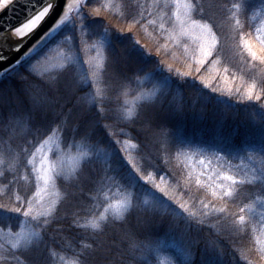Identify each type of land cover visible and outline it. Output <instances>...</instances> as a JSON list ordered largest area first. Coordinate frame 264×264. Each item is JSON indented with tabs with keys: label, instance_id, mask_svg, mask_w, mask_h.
<instances>
[{
	"label": "trees",
	"instance_id": "trees-1",
	"mask_svg": "<svg viewBox=\"0 0 264 264\" xmlns=\"http://www.w3.org/2000/svg\"><path fill=\"white\" fill-rule=\"evenodd\" d=\"M187 1L217 40L199 74L166 70L197 56L176 0H84L0 76V229L30 231L0 264H264V0ZM52 52L55 69L35 71ZM53 134L86 154L35 218L31 159Z\"/></svg>",
	"mask_w": 264,
	"mask_h": 264
},
{
	"label": "rangeland",
	"instance_id": "rangeland-1",
	"mask_svg": "<svg viewBox=\"0 0 264 264\" xmlns=\"http://www.w3.org/2000/svg\"><path fill=\"white\" fill-rule=\"evenodd\" d=\"M16 1L17 0H7L3 2L0 5V14ZM80 2H78V4L74 6V8L79 7ZM175 10V17L179 27L178 31L181 35L180 38L190 44L185 45V51L187 50L188 46H191L193 48L192 52L189 51L191 55L194 54L195 50L197 51V56H194L196 60H199L201 58L206 60L209 56L207 55L206 57H203L202 50L207 48L208 54H212L217 44L216 37L213 34L212 30L207 25L196 22L191 18V5L189 1L176 0ZM69 14L70 12H68L65 17H62L52 30L45 34L32 48H30L25 57L29 56L31 53L43 46L48 41L54 30L69 16ZM99 48L100 47H96L93 57H91L90 59L87 58V62L89 64H93L95 67L101 65L103 58L102 52ZM62 53L56 52L55 54H53L52 52L50 53L53 54L51 56L50 54L49 56H41V58H38V60L40 59L39 61L33 63V66L35 65L34 70H37L38 65V68H40L38 70L41 73L49 72L55 69V67L58 65H55V62H59L62 59ZM170 58V63H168L167 61L164 62L166 64V70H174L175 72H177L178 69L179 71L184 73H188L191 71L193 66H184L180 58V61L175 60L174 58L176 57L173 56ZM42 60L46 63L40 64ZM223 88H225V85L223 86ZM85 154L86 153L83 151L71 152L68 150H64L59 137L55 134L49 136L41 143V145L34 151L31 159V165L34 168V173L36 176L37 190L32 197L29 209L27 210L28 215L39 218L49 213L54 208L59 197L56 187V179L60 175L69 176L68 174L72 173L75 167H78V163L85 156ZM222 183L226 192H229L233 186L232 182L226 178L222 181ZM164 187L167 189L166 185ZM128 207L129 202L127 200H120L115 201L113 204H111L108 211L110 213L118 215L125 212ZM214 215L216 217L220 216V210H217ZM29 232V229L24 224H22V227L17 232H12L9 229H0V245H6L14 249L24 247V245H26L28 242Z\"/></svg>",
	"mask_w": 264,
	"mask_h": 264
},
{
	"label": "water",
	"instance_id": "water-1",
	"mask_svg": "<svg viewBox=\"0 0 264 264\" xmlns=\"http://www.w3.org/2000/svg\"><path fill=\"white\" fill-rule=\"evenodd\" d=\"M48 1L49 0H17L15 3H13L10 7H8L5 11L0 14V36L13 29L24 20H26ZM80 1L82 2L83 0ZM81 2L79 3V5L81 4ZM64 3L65 0H59L57 6L55 7L54 11L49 16V18L46 20V22L31 36V38H29V40L11 58L6 60L5 62L0 63V75L10 70L15 65L24 60L26 58L25 55L29 51V49L32 48L45 34H47L50 30L55 27V25L61 19V15L64 9ZM74 9L76 8H71V10L69 11V16L71 15Z\"/></svg>",
	"mask_w": 264,
	"mask_h": 264
},
{
	"label": "bare ground",
	"instance_id": "bare-ground-1",
	"mask_svg": "<svg viewBox=\"0 0 264 264\" xmlns=\"http://www.w3.org/2000/svg\"><path fill=\"white\" fill-rule=\"evenodd\" d=\"M79 1L65 0L61 18L65 17ZM58 2L59 0H49L26 20L0 36V63L11 58L31 38L46 22Z\"/></svg>",
	"mask_w": 264,
	"mask_h": 264
},
{
	"label": "clouds",
	"instance_id": "clouds-1",
	"mask_svg": "<svg viewBox=\"0 0 264 264\" xmlns=\"http://www.w3.org/2000/svg\"><path fill=\"white\" fill-rule=\"evenodd\" d=\"M208 56H211V53H209ZM188 61H192L193 64H194V66L192 67V69H191L190 72H188V73H184V72H181V71H179V70L177 69V72H178L182 77H184V76H192L193 73H196V74L201 73L202 66L205 65V59H203V62H202V63H201L199 60H196L195 58H189ZM44 63H46V62L43 61V60L40 62V64H44ZM211 63L214 64V65L217 64V63H218V59H213V60L211 61ZM37 67H39V65H38ZM229 71H230V69H229L228 67H224V68H223V72H224L225 74L229 73ZM196 78H197L198 80H200L201 83H203V81L200 79V76H199V75H198ZM233 79H235V76H233ZM203 84H204V83H203ZM204 86H205L206 88H211L213 91H223L225 94H229L228 92H225V91H224V89H223L222 86H217V85L214 86V85H207V84H204ZM236 90L239 91L240 88H236Z\"/></svg>",
	"mask_w": 264,
	"mask_h": 264
},
{
	"label": "snow or ice",
	"instance_id": "snow-or-ice-1",
	"mask_svg": "<svg viewBox=\"0 0 264 264\" xmlns=\"http://www.w3.org/2000/svg\"><path fill=\"white\" fill-rule=\"evenodd\" d=\"M245 43H246V46L248 47L249 51H252V45H251L249 42H247V41H246ZM202 51H203V57H206V56L208 55V49L205 48V49H203ZM252 54H253L254 56L256 55L255 52H252ZM199 61L202 63V62H203V58L199 59ZM246 94H247L248 96H251V94H252V87H251V86L247 88V90H246Z\"/></svg>",
	"mask_w": 264,
	"mask_h": 264
}]
</instances>
